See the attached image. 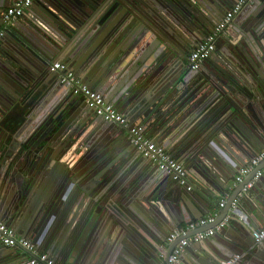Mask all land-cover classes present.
I'll return each mask as SVG.
<instances>
[{"label":"water","instance_id":"water-1","mask_svg":"<svg viewBox=\"0 0 264 264\" xmlns=\"http://www.w3.org/2000/svg\"><path fill=\"white\" fill-rule=\"evenodd\" d=\"M17 1L0 0V26ZM238 1L35 0L0 40V220L57 264H160L161 253L170 264L182 241L167 243L170 233L208 216L237 176L210 140L182 127L206 119L225 136H244L249 157L264 150V0L248 2L215 42L210 64L220 75L192 71L187 58ZM55 63L159 145L180 144L194 189L158 171L127 129L73 95ZM258 168L200 231L224 221L241 194L237 213L247 218L231 216L215 236L185 247L178 264H222L242 253L241 264H264L253 236L263 228L264 175L244 192ZM30 257L0 244V264Z\"/></svg>","mask_w":264,"mask_h":264},{"label":"built area","instance_id":"built-area-1","mask_svg":"<svg viewBox=\"0 0 264 264\" xmlns=\"http://www.w3.org/2000/svg\"><path fill=\"white\" fill-rule=\"evenodd\" d=\"M35 0H19L15 2L10 8L6 9L2 15V25L0 26V40L5 36V33L9 26L14 22L21 19L25 13V10L30 8ZM251 0H239L238 3L225 15L222 21L217 25L214 31L208 35V37L199 44L189 56V67L192 71H198L202 65L208 61L214 50L215 42L220 38L221 34L227 29L235 17L240 13L243 7ZM52 70L59 73V80L62 85L68 87L75 96H82L86 99V103L90 109L96 110L107 123L116 124L117 126L127 129L130 142L135 150H137L143 158L149 161L153 166L168 175H171L173 180L180 184V186L192 191L194 188L191 185L187 170L182 163L173 159L168 153L150 138L147 137L146 129L142 125H131L128 119L120 113L113 105L106 101L105 96L97 91L91 89L88 85L82 82L73 72L66 69L61 63L53 64ZM264 161V151L253 159L248 167L242 168L239 171V175L236 177L235 186L242 183L246 176L251 171H254L258 165ZM264 175V168L259 170L254 179L247 184L244 189L246 192L251 189L255 182ZM241 195H239L232 203V208L229 212V216L224 219L214 229H210L201 233L193 234L198 229L215 222L218 217V213L211 214L206 218L199 221L180 226L170 233L167 243H173L177 239L182 241L173 251L172 256L169 258L170 264H178L179 256L185 247L194 242H200L207 238H211L217 234L221 229L227 226V223L231 216H239L241 220H245L247 216L244 213H237L241 203ZM226 199L220 203V208L223 209L226 205ZM193 234V235H191ZM253 236L255 239V245L261 247L264 245V228L253 229ZM0 244L6 245L10 248L21 247L32 254L27 264H57V262L45 253H38L37 246L30 240L17 236L15 231L10 228L6 222L0 220ZM247 253L237 254L222 264H241L244 256ZM160 264L165 263V255L161 253L159 255Z\"/></svg>","mask_w":264,"mask_h":264},{"label":"crops","instance_id":"crops-1","mask_svg":"<svg viewBox=\"0 0 264 264\" xmlns=\"http://www.w3.org/2000/svg\"><path fill=\"white\" fill-rule=\"evenodd\" d=\"M210 63H211L210 60L207 61L204 64V66L200 69V71H203L204 73L206 72V74L208 76L209 75H217V74H219L215 70L214 71L212 70L213 67H212V65ZM226 75H224V79L226 81H228V83L233 81L232 77L228 79ZM142 126H143V124H142ZM180 131H181V133L186 132L185 134L190 135V138L198 136L203 141L210 140L211 143H210L208 148H210V149L213 148V150L221 158H223L228 164L233 166L235 168V173H237V176L239 175V171L242 168L248 167L250 165L251 161L253 159H255L259 155V153L256 156H253V157H249L247 155L249 143H248V141L246 140V138L244 136L243 137L240 136L239 138H237V137L231 135V133L229 135L225 136L223 131H221V129L219 127L218 128L213 127V124L211 123V121H208L206 119H204L203 121H197L196 120L192 124V127L191 126L188 127L187 125H185V127H182V129ZM146 134H147V137L150 138L154 143H156L158 146L162 147L168 153V155H170L173 159H175L179 163H181V161H179V157L181 156L180 152L182 150V147H181L180 144L177 143L175 146H172V147H166L165 145H159L158 142H156L151 137H149V134H148L147 130H146ZM219 156H217V157H219ZM234 161L238 162L240 164V166L236 167V164L234 163ZM258 166H259L258 170H262V168L264 167L262 165V163H260ZM158 171H160V170H158ZM253 172L254 171H251L250 174H252ZM236 177L233 180V184H232V187H231L230 191L228 193H226L224 196H222L220 199H217V201H215L213 207L211 208V213L210 214H215V213L219 214L220 213V211H221L220 203L224 199H226V201H227V199L230 197V194L233 191L234 184L236 182ZM247 213L249 214V212H247ZM208 216L206 215L204 218H206ZM259 221H260V223L262 224V226L264 228V220L259 219ZM203 229H205V228H202V229L200 228L199 230H197V232H201L200 230H203ZM230 231H232L233 233H236L233 230H230ZM37 251H38V253H45V254L49 255L50 257H52L54 259V257L49 253V251L42 252V250L38 249V247H37Z\"/></svg>","mask_w":264,"mask_h":264},{"label":"flooded vegetation","instance_id":"flooded-vegetation-1","mask_svg":"<svg viewBox=\"0 0 264 264\" xmlns=\"http://www.w3.org/2000/svg\"><path fill=\"white\" fill-rule=\"evenodd\" d=\"M232 23H233V22H232ZM232 23H231V25H232ZM231 25H230V26H231ZM230 26H229V27H230ZM192 51H193V50H191V51L188 53V56H187L188 59H189V56H190V54H191ZM215 51H216V46H215V50H214V52H213V54H212V56H211V58H210L209 60H211V59L215 56ZM209 60H208V61H209ZM206 62H207V61H206ZM206 62H205V63H206ZM188 63H189V62H188ZM205 63H204V64H205ZM204 64L202 65V67L204 66ZM202 67H201V68H202ZM201 68H200V69H201ZM82 140H83V139H79V140L76 142V145H80V144H82V143H83Z\"/></svg>","mask_w":264,"mask_h":264},{"label":"clouds","instance_id":"clouds-1","mask_svg":"<svg viewBox=\"0 0 264 264\" xmlns=\"http://www.w3.org/2000/svg\"><path fill=\"white\" fill-rule=\"evenodd\" d=\"M245 214V213H244ZM246 215V214H245ZM247 216V215H246Z\"/></svg>","mask_w":264,"mask_h":264}]
</instances>
